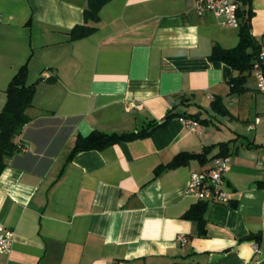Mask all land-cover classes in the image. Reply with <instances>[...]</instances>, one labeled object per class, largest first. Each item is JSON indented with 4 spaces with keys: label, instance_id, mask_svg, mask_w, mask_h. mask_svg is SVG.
<instances>
[{
    "label": "crops",
    "instance_id": "1",
    "mask_svg": "<svg viewBox=\"0 0 264 264\" xmlns=\"http://www.w3.org/2000/svg\"><path fill=\"white\" fill-rule=\"evenodd\" d=\"M196 0H109L96 29L72 39L89 0H0V112L23 64L37 90L18 147L0 175V222L16 239L0 264H264V93L211 56L240 28ZM251 35L264 40V0H252ZM50 78H44L43 71ZM171 115L166 119L168 115ZM198 114L197 126L181 118ZM149 135L74 152L93 131ZM230 142L229 203L187 192L214 159L156 170L180 153ZM210 157L218 153L215 146ZM204 226L184 215H198ZM183 236L186 241H181Z\"/></svg>",
    "mask_w": 264,
    "mask_h": 264
},
{
    "label": "trees",
    "instance_id": "2",
    "mask_svg": "<svg viewBox=\"0 0 264 264\" xmlns=\"http://www.w3.org/2000/svg\"><path fill=\"white\" fill-rule=\"evenodd\" d=\"M109 0H89V5L85 9V23L76 25L71 31L72 39L87 36L91 34L96 28L90 26L88 21H99L100 8ZM242 3L243 7L240 11L242 17V24L240 27V41L237 46L225 49L216 45L213 49L212 58L220 60L234 69L239 71V75L234 77L230 83L232 90L240 91L244 89L243 83L246 80V73H251L255 59L260 51V44L256 43L250 31V19L252 10L250 8L252 0H238ZM44 72V71H43ZM42 72V73H43ZM28 79V65L23 64L17 73L13 76L6 89V103L0 112V175L6 167L7 157L15 150H17V143L15 137L19 135L24 125L29 122L30 116L27 113L28 108L33 104V99L37 90L35 83H29ZM171 115L169 114L167 118ZM188 117L201 121L198 114H190ZM165 122H150L146 127L141 130L123 133H106L102 131H93L85 137H80L74 147V152L85 149H103L111 144L123 141L134 140L149 135L154 129L163 125ZM230 142H220L217 145L211 146L219 148L218 153L210 157V149L207 148L202 153H180L170 163L156 170L158 175L165 168H176L189 163L193 159H198L201 162L214 159L220 156L230 155ZM207 203L200 202L197 206L199 214L193 213V209L189 210L184 216L197 221L204 233V218L201 215L205 210Z\"/></svg>",
    "mask_w": 264,
    "mask_h": 264
},
{
    "label": "built area",
    "instance_id": "3",
    "mask_svg": "<svg viewBox=\"0 0 264 264\" xmlns=\"http://www.w3.org/2000/svg\"><path fill=\"white\" fill-rule=\"evenodd\" d=\"M243 5L238 0H196L195 11L198 15L211 12L223 26L240 28L242 17L240 11ZM1 21V18H0ZM252 74L256 79L257 90L264 93V40L257 58L253 64ZM44 78H50L48 71L42 73ZM264 117L257 116L255 121L248 125L250 130L262 122ZM181 120L189 126H197L198 121L182 117ZM230 167L229 156L214 158L213 164L205 169L194 170L191 173L187 192L199 200L216 203H229L230 193L227 189L225 175ZM16 233L13 229L0 222V254H9L14 246ZM181 241H186L183 236ZM120 264H125L121 262Z\"/></svg>",
    "mask_w": 264,
    "mask_h": 264
}]
</instances>
